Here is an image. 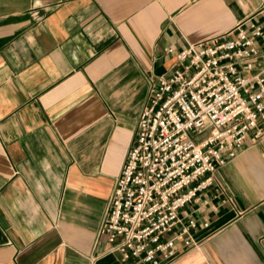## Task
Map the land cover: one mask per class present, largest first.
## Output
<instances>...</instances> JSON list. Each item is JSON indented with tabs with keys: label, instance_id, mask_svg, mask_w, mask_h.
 Instances as JSON below:
<instances>
[{
	"label": "crops",
	"instance_id": "obj_1",
	"mask_svg": "<svg viewBox=\"0 0 264 264\" xmlns=\"http://www.w3.org/2000/svg\"><path fill=\"white\" fill-rule=\"evenodd\" d=\"M245 19L264 0H0V264H141L96 232L164 49ZM212 177L160 264H264V135Z\"/></svg>",
	"mask_w": 264,
	"mask_h": 264
},
{
	"label": "built area",
	"instance_id": "obj_2",
	"mask_svg": "<svg viewBox=\"0 0 264 264\" xmlns=\"http://www.w3.org/2000/svg\"><path fill=\"white\" fill-rule=\"evenodd\" d=\"M164 51L175 65L150 82L96 232L122 263L160 264L196 246L180 209L264 135V19Z\"/></svg>",
	"mask_w": 264,
	"mask_h": 264
},
{
	"label": "rangeland",
	"instance_id": "obj_3",
	"mask_svg": "<svg viewBox=\"0 0 264 264\" xmlns=\"http://www.w3.org/2000/svg\"><path fill=\"white\" fill-rule=\"evenodd\" d=\"M203 136V134L197 135V139H200Z\"/></svg>",
	"mask_w": 264,
	"mask_h": 264
}]
</instances>
